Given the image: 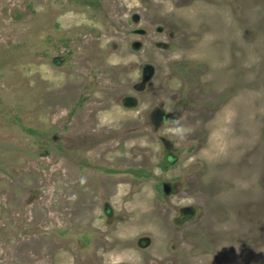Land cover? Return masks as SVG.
<instances>
[{
  "label": "rangeland",
  "instance_id": "1",
  "mask_svg": "<svg viewBox=\"0 0 264 264\" xmlns=\"http://www.w3.org/2000/svg\"><path fill=\"white\" fill-rule=\"evenodd\" d=\"M0 264H264V0H0Z\"/></svg>",
  "mask_w": 264,
  "mask_h": 264
}]
</instances>
